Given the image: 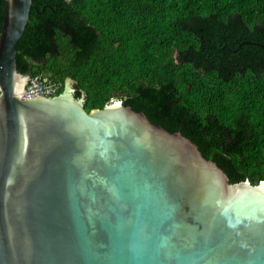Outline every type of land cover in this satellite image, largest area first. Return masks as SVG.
I'll use <instances>...</instances> for the list:
<instances>
[{
  "label": "water",
  "instance_id": "95a60500",
  "mask_svg": "<svg viewBox=\"0 0 264 264\" xmlns=\"http://www.w3.org/2000/svg\"><path fill=\"white\" fill-rule=\"evenodd\" d=\"M32 5L4 0L0 28V264H264V180L119 99L86 111L71 79L24 91Z\"/></svg>",
  "mask_w": 264,
  "mask_h": 264
},
{
  "label": "trees",
  "instance_id": "16d2710c",
  "mask_svg": "<svg viewBox=\"0 0 264 264\" xmlns=\"http://www.w3.org/2000/svg\"><path fill=\"white\" fill-rule=\"evenodd\" d=\"M16 68L179 131L231 183L264 180V0H32ZM4 0H0V28Z\"/></svg>",
  "mask_w": 264,
  "mask_h": 264
},
{
  "label": "built area",
  "instance_id": "2783aa9c",
  "mask_svg": "<svg viewBox=\"0 0 264 264\" xmlns=\"http://www.w3.org/2000/svg\"><path fill=\"white\" fill-rule=\"evenodd\" d=\"M61 87L59 82L43 74L32 75L28 78L24 91L38 97L55 95Z\"/></svg>",
  "mask_w": 264,
  "mask_h": 264
},
{
  "label": "clouds",
  "instance_id": "9594fccd",
  "mask_svg": "<svg viewBox=\"0 0 264 264\" xmlns=\"http://www.w3.org/2000/svg\"><path fill=\"white\" fill-rule=\"evenodd\" d=\"M28 76H29V75H28ZM29 77H30V76H29ZM27 81H28V80H27ZM26 84H27V83H26ZM25 86H26V85H25ZM64 88H65V84H64ZM70 88H71L72 91L74 92L73 83H72V86H70ZM62 91H63V90H62ZM62 91H61V92H62ZM58 92H59V91H58ZM58 92H57L56 94H58ZM73 92H72V93H73ZM56 94H55V95H56ZM73 95H74V94H73ZM53 96H54V95H53Z\"/></svg>",
  "mask_w": 264,
  "mask_h": 264
},
{
  "label": "rangeland",
  "instance_id": "374dc122",
  "mask_svg": "<svg viewBox=\"0 0 264 264\" xmlns=\"http://www.w3.org/2000/svg\"><path fill=\"white\" fill-rule=\"evenodd\" d=\"M67 85V80L65 81V86ZM70 90H72L71 88H69Z\"/></svg>",
  "mask_w": 264,
  "mask_h": 264
}]
</instances>
